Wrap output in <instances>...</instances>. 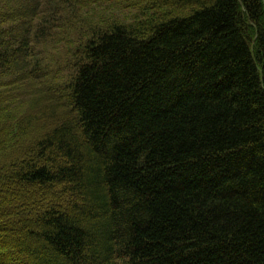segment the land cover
Wrapping results in <instances>:
<instances>
[{"label": "trees", "instance_id": "obj_1", "mask_svg": "<svg viewBox=\"0 0 264 264\" xmlns=\"http://www.w3.org/2000/svg\"><path fill=\"white\" fill-rule=\"evenodd\" d=\"M0 264H264V0H0Z\"/></svg>", "mask_w": 264, "mask_h": 264}, {"label": "rangeland", "instance_id": "obj_2", "mask_svg": "<svg viewBox=\"0 0 264 264\" xmlns=\"http://www.w3.org/2000/svg\"><path fill=\"white\" fill-rule=\"evenodd\" d=\"M140 8H137L133 5H109V9L102 7L100 9H95L93 12L90 9L83 8L82 15L80 17L86 19L84 21L83 27L88 26H100L101 24L98 21V17H109L112 20L123 21L124 23H129L133 21L136 17L143 18L142 14H140ZM88 12L89 14H87ZM93 15V17H92ZM80 20V18H78ZM77 19V20H78ZM79 20L77 21V26L80 25ZM82 26V25H81ZM87 35L81 32H70L68 33L64 39L58 43L56 47H50L47 55V61L49 63L48 70L50 73L57 75L53 81L59 84V87H65L66 90L67 80L69 79V74L73 71V64L75 62V54L76 56L81 51V45L86 40Z\"/></svg>", "mask_w": 264, "mask_h": 264}]
</instances>
